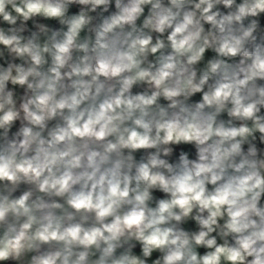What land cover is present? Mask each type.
Instances as JSON below:
<instances>
[{"label":"clouds","instance_id":"1","mask_svg":"<svg viewBox=\"0 0 264 264\" xmlns=\"http://www.w3.org/2000/svg\"><path fill=\"white\" fill-rule=\"evenodd\" d=\"M0 264H264V0H0Z\"/></svg>","mask_w":264,"mask_h":264}]
</instances>
